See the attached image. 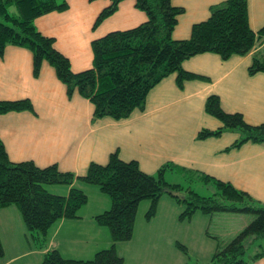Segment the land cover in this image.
Masks as SVG:
<instances>
[{
	"label": "crops",
	"instance_id": "obj_1",
	"mask_svg": "<svg viewBox=\"0 0 264 264\" xmlns=\"http://www.w3.org/2000/svg\"><path fill=\"white\" fill-rule=\"evenodd\" d=\"M223 1L170 0L173 6L184 10L178 16L172 38H189L192 25L206 20L210 7ZM66 3V10L37 17L34 26L42 35L53 38L54 48L68 58L73 72L92 67L94 39L111 31L134 28L146 20V15L135 7V0H123L112 15L93 28L97 15L110 0H66ZM247 12L249 27L257 31L264 25V0H247ZM259 52H264V39L244 56H231L227 60L212 53L193 56L182 63V68L207 80L186 81L179 89L176 75L171 74L148 92L143 110L119 121L110 118L92 121L90 102L77 94L68 98L64 85L47 63L41 65L38 77H34L30 52L6 46L0 56V101L28 99L34 113L0 114V140L12 162L32 161L38 167L54 164L60 171L75 176L84 175L90 163L106 164L112 153L123 161H136L148 174L172 163L229 182L264 205V144L246 143L226 150L239 137L232 131L219 137L196 139L200 129L221 127L217 119L204 111L209 95L218 96L225 112L240 113L247 124L264 122V73L247 72L252 55ZM174 176L181 175L171 173L170 182ZM72 186L86 194L87 202L78 211V218L61 219L50 228L46 250L55 249L62 257L73 259L64 252L68 248L71 252L78 251L76 259L86 260L112 244L108 230L92 219L108 210L111 203L93 185L74 181ZM70 188L52 186L48 190L67 196ZM145 204L149 207V203ZM237 216L240 219L234 233L248 220L246 215ZM0 242L3 249L0 264L31 261L41 264L43 251L29 242L16 205L0 209ZM129 243L114 244L123 264L122 244ZM149 251L146 246V259L132 263L157 264L154 257H148ZM250 264H264V258Z\"/></svg>",
	"mask_w": 264,
	"mask_h": 264
},
{
	"label": "trees",
	"instance_id": "obj_2",
	"mask_svg": "<svg viewBox=\"0 0 264 264\" xmlns=\"http://www.w3.org/2000/svg\"><path fill=\"white\" fill-rule=\"evenodd\" d=\"M122 1L110 0L97 15L93 28L112 15ZM135 7L146 15V20L134 28L111 31L94 39L92 67L73 72L68 58L54 48L53 38L42 35L34 26L37 17L66 10V0H0V56L6 46L26 49L32 56L34 77H38L41 65L47 63L64 85L68 98L77 94L90 102L92 121L101 118L119 121L136 110H143L148 92L171 74L176 75L179 89L186 81L207 80L185 71L182 68L185 60L205 53L216 54L222 60L244 56L264 39V25L257 31L248 25L247 0H224L210 7L208 18L194 23L189 38L182 40H174L172 31L183 8L173 6L170 0H135ZM247 72L264 73V52L252 55ZM204 111L217 119L221 127L200 129L197 140L232 131L239 137L226 150L246 143L264 144V122L250 125L240 113L225 112L218 96L206 98ZM8 112L34 113L28 99L0 101V114ZM171 173L181 175L185 185L181 180L170 182ZM194 180L210 184L215 191L209 196L199 195L190 188L189 182ZM74 181L96 186L111 202L108 210L92 219L97 226L108 230L112 244L86 260L64 258L55 249L46 250L50 228L61 219L78 218V211L87 202L86 194L72 186ZM47 186L71 188L67 196H62L51 193ZM164 194L183 206L179 220H189L196 212L208 216L216 213L252 216L232 239L217 245L211 264H250L264 258V245L260 243L246 257L253 241L264 240V205L229 182L172 163H165L155 173L148 174L136 161H123L116 153L109 156L106 164L90 163L84 175L75 176L60 171L54 164L38 167L32 161L12 162L0 140V209L17 206L28 238L37 250L43 251L41 264H123L114 244L132 239L139 203L149 201L145 218L150 220ZM175 246L187 253L182 244Z\"/></svg>",
	"mask_w": 264,
	"mask_h": 264
},
{
	"label": "rangeland",
	"instance_id": "obj_3",
	"mask_svg": "<svg viewBox=\"0 0 264 264\" xmlns=\"http://www.w3.org/2000/svg\"><path fill=\"white\" fill-rule=\"evenodd\" d=\"M172 180L173 182L181 180V183L185 185L183 177L174 176ZM189 185L201 196H209L215 191L210 184L204 185L196 180L189 182ZM47 188L50 187L47 186ZM108 201L110 202L109 198ZM145 203L149 201L144 200L139 203L136 210L133 240L131 239L129 244H122L124 246L120 254L124 256L125 264H133L134 261L140 262L146 259L144 252L146 246L150 250L148 257H154L157 264H180V260L182 264H211V258L217 245L225 244L242 229L239 231L237 229L236 233L233 231L236 227L238 228L240 218L237 214L240 213H216L208 216L196 212L189 220H179L184 208L167 194L160 197L154 217L147 220L145 214L149 207L146 208ZM245 217L248 219L247 223L252 220L250 215ZM259 241L257 239L248 246L246 257L254 253L259 243L264 245V240ZM29 242L33 244L31 239ZM176 243L185 245L187 253L183 254L178 250ZM64 252L70 254L69 256L73 259H76L75 257L79 254L78 251L71 252L68 248ZM30 264L36 263L31 261Z\"/></svg>",
	"mask_w": 264,
	"mask_h": 264
}]
</instances>
